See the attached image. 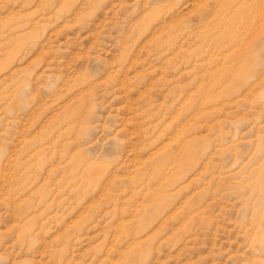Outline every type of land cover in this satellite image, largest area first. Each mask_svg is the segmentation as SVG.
I'll list each match as a JSON object with an SVG mask.
<instances>
[{
	"label": "rangeland",
	"instance_id": "obj_1",
	"mask_svg": "<svg viewBox=\"0 0 264 264\" xmlns=\"http://www.w3.org/2000/svg\"><path fill=\"white\" fill-rule=\"evenodd\" d=\"M0 264H264V0H0Z\"/></svg>",
	"mask_w": 264,
	"mask_h": 264
}]
</instances>
